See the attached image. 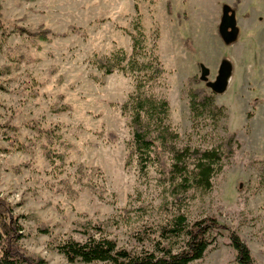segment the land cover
I'll return each mask as SVG.
<instances>
[{"label":"rangeland","instance_id":"obj_1","mask_svg":"<svg viewBox=\"0 0 264 264\" xmlns=\"http://www.w3.org/2000/svg\"><path fill=\"white\" fill-rule=\"evenodd\" d=\"M243 1L239 10L241 0H0V198L21 217L26 250L46 264H70L55 243L84 241L76 231L91 224L102 229L92 230L96 236L140 251L136 232L180 208L191 221L215 217L223 226L192 264H239L230 230L264 264V0ZM226 6L237 22L250 18L230 45L217 35ZM137 22L157 45L165 73L152 91L168 100L180 146L211 148L237 136L212 192L191 191L175 207L164 204L157 171L143 178L131 156V118L122 107L134 80L96 66L119 50L131 55ZM42 27L48 41L19 32ZM225 63L227 90L213 93L209 84ZM194 76L224 108L216 124L192 120Z\"/></svg>","mask_w":264,"mask_h":264},{"label":"trees","instance_id":"obj_2","mask_svg":"<svg viewBox=\"0 0 264 264\" xmlns=\"http://www.w3.org/2000/svg\"><path fill=\"white\" fill-rule=\"evenodd\" d=\"M238 1L232 6L238 9ZM0 6V25H1ZM132 53L119 50L110 57L96 62L105 76L122 72L135 82V90L122 107L130 116L133 131L131 156H136L140 175L147 177L151 169L158 173L159 185L166 192L164 204L176 205L181 197L191 191L210 193L213 179L234 154L236 134L232 133L211 148L180 146V135L170 124V105L165 98L153 94L152 89L165 73L157 54V45L148 38L141 22L134 24ZM22 35L30 34L48 41L51 34L43 27L37 32L20 29ZM201 80L194 76L189 80V101L193 122L211 119L216 124L225 117L224 108L216 104L213 94L206 87H195ZM215 93V92H213ZM51 159V156L47 154ZM172 198L170 202L169 199ZM177 206V205H176ZM85 240L73 239L56 242L55 250L70 264H192L202 260L212 244V237L223 228L215 217L191 221L187 214L176 208L164 220L147 224L135 237L143 245L142 250L120 246L108 236H96L92 230L98 226L83 225ZM39 232L51 236L45 226ZM231 246L237 253L239 264H255L250 248L235 230L229 231ZM25 238L21 217L14 214L10 204L0 198V264H46L40 255L31 254L21 242Z\"/></svg>","mask_w":264,"mask_h":264},{"label":"water","instance_id":"obj_3","mask_svg":"<svg viewBox=\"0 0 264 264\" xmlns=\"http://www.w3.org/2000/svg\"><path fill=\"white\" fill-rule=\"evenodd\" d=\"M239 29L237 27V18L229 6L224 7L223 17L219 27V34L226 44H232L238 37ZM203 76L209 75V70L202 67ZM231 76V68L228 64H223L220 75L215 82L209 84L213 92L224 93L228 87V81Z\"/></svg>","mask_w":264,"mask_h":264},{"label":"crops","instance_id":"obj_4","mask_svg":"<svg viewBox=\"0 0 264 264\" xmlns=\"http://www.w3.org/2000/svg\"><path fill=\"white\" fill-rule=\"evenodd\" d=\"M243 5H244V1L243 0H241V5H240V7H239V10H241V8L243 7ZM187 20L186 21H183L184 23H186L188 20H189V15L187 14ZM245 17V16H244ZM220 19H221V17H220ZM250 19V18H249ZM248 18H245V19H243V20H241V21H238L237 23H238V29H240V31H239V33H238V37H237V42H238V40L241 38V35H242V29H245V24L247 23V21L249 20ZM182 22V23H183ZM182 23L181 24H179V25H181L182 26ZM220 23H221V21H220ZM218 27V29H217V33H218V30H219V27H220V24L217 26ZM219 37H220V34H217ZM183 40H185V38L183 39ZM236 42V43H237Z\"/></svg>","mask_w":264,"mask_h":264},{"label":"flooded vegetation","instance_id":"obj_5","mask_svg":"<svg viewBox=\"0 0 264 264\" xmlns=\"http://www.w3.org/2000/svg\"><path fill=\"white\" fill-rule=\"evenodd\" d=\"M237 27H238V23H237ZM221 68H222V66H220V69H219V72H218L217 79H218V77H219V75H220Z\"/></svg>","mask_w":264,"mask_h":264}]
</instances>
